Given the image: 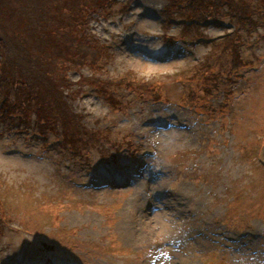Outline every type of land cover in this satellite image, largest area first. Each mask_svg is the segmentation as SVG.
Segmentation results:
<instances>
[{"label": "rangeland", "instance_id": "rangeland-1", "mask_svg": "<svg viewBox=\"0 0 264 264\" xmlns=\"http://www.w3.org/2000/svg\"><path fill=\"white\" fill-rule=\"evenodd\" d=\"M164 3L133 0L128 13L93 21L113 47L102 60L105 80L145 81L169 98L157 103L124 86L121 110L87 85L73 95L87 125L135 134L117 163L86 144L80 154L44 153L43 143L0 131V217L9 222L0 223V264H264V64L226 92H205V77L227 59L211 65L212 46L168 44L165 35L179 37L180 27H164ZM225 26L203 31L217 38ZM255 47L248 55L259 61L264 39ZM184 73L196 76L186 83L177 77ZM222 221L241 228L223 230Z\"/></svg>", "mask_w": 264, "mask_h": 264}, {"label": "trees", "instance_id": "trees-1", "mask_svg": "<svg viewBox=\"0 0 264 264\" xmlns=\"http://www.w3.org/2000/svg\"><path fill=\"white\" fill-rule=\"evenodd\" d=\"M132 1L0 0L2 134L9 132L11 137H23L28 143L39 141L43 143L44 153L52 152L54 147L59 150L69 147L73 154H80L81 145L86 144L101 150L100 154L102 157L105 155L107 163H117L118 151L132 144L130 139L135 134L130 139L129 133L114 137L112 127L87 125L88 116L76 110L71 98L75 93L81 96L83 87L87 85L100 97L106 96L113 108L123 110L127 92L123 94L121 88L125 86L131 90L128 93L147 94L153 96L157 103H166L164 97H167V92L158 91L156 85H150L146 90L144 88L148 82H139L135 86L134 80L120 78L109 83L111 80L106 81L107 78L102 75L105 66L102 60L109 56L113 47L95 35L93 21L128 13L132 10ZM163 1L165 3L160 15L164 27H180L179 37L165 35L168 44L185 40L193 45L212 46L214 55L211 59L206 57L212 61L211 65L227 59L224 70L213 75L207 74V83L199 84L205 92H222L224 87L235 83L238 77L258 71L263 66L264 58L256 61L254 56L248 54L255 52L259 39H264V30L260 37H250L264 28V0ZM225 21L229 22L230 28L217 38H211L203 31L210 25L226 28ZM245 38L252 42L246 44ZM85 67L99 72V76L86 75ZM202 69L206 70V67ZM70 71H76L79 78L71 79ZM193 76L196 75L184 73L177 77L187 83L194 80ZM187 97L190 101L194 100L191 96ZM195 111L198 113L197 109ZM259 140L264 141V138ZM4 205L0 199V209ZM0 223L9 224L3 217H0ZM223 224L225 227L221 229L229 232L241 228L232 223Z\"/></svg>", "mask_w": 264, "mask_h": 264}]
</instances>
